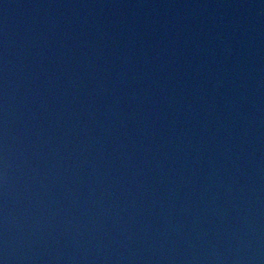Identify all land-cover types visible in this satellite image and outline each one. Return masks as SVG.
Segmentation results:
<instances>
[{
	"label": "water",
	"instance_id": "water-1",
	"mask_svg": "<svg viewBox=\"0 0 264 264\" xmlns=\"http://www.w3.org/2000/svg\"><path fill=\"white\" fill-rule=\"evenodd\" d=\"M0 264H264V0H0Z\"/></svg>",
	"mask_w": 264,
	"mask_h": 264
}]
</instances>
